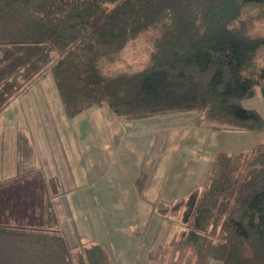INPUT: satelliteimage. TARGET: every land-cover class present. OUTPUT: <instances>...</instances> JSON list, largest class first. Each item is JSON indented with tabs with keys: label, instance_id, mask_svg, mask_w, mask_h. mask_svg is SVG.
<instances>
[{
	"label": "trees",
	"instance_id": "16d2710c",
	"mask_svg": "<svg viewBox=\"0 0 264 264\" xmlns=\"http://www.w3.org/2000/svg\"><path fill=\"white\" fill-rule=\"evenodd\" d=\"M251 7L264 10V0H0V112L48 70L68 119L102 106L123 123L190 112L214 131L264 139V117L244 106L257 87L264 98V34L244 16ZM151 29L144 70L95 75ZM48 184L45 226L0 224V264H114L101 245L73 251L44 229L60 188L55 177ZM183 224L164 248L174 263L264 264V141L251 158L217 154Z\"/></svg>",
	"mask_w": 264,
	"mask_h": 264
},
{
	"label": "rangeland",
	"instance_id": "374dc122",
	"mask_svg": "<svg viewBox=\"0 0 264 264\" xmlns=\"http://www.w3.org/2000/svg\"><path fill=\"white\" fill-rule=\"evenodd\" d=\"M244 16L254 18L255 33L264 34L263 9L248 8ZM155 33L140 34L117 60H102L95 75L144 70ZM256 91L244 106L264 117L260 87ZM23 131L22 138L31 139L30 131L41 137L36 151L28 150L25 139L19 147ZM263 141L250 132L214 131L190 112L123 123L102 106L68 119L53 75L45 70L0 112V224L45 226L48 183L55 177V224L44 229L62 233L73 251L101 245L114 264H172L176 258L164 248L184 230L191 197L202 193L217 154L251 158ZM34 162L41 173L29 169Z\"/></svg>",
	"mask_w": 264,
	"mask_h": 264
},
{
	"label": "crops",
	"instance_id": "0c3cea01",
	"mask_svg": "<svg viewBox=\"0 0 264 264\" xmlns=\"http://www.w3.org/2000/svg\"><path fill=\"white\" fill-rule=\"evenodd\" d=\"M256 94H257V91H256ZM256 97V96H255ZM93 110V109H92ZM29 134V133H28ZM30 134H32V137H31V139L30 138H22L24 135H27L24 131L23 132H20L19 133V147L21 148V146H20V141L21 140H23L24 141V139L25 140H27L28 142L26 143V142H23L24 143V145L26 146V147H29V151H31V150H33V152L34 151H36V146H37V144H38V141L39 140H41L42 141V139H41V137L40 136H36V135H34V134H36V133H31V131H30ZM31 149V150H30ZM5 150H7V149H4V155H5ZM21 151V150H20ZM29 169H32V170H36L37 171V173H41L39 170H40V165H38L36 162H34L32 165H31V167L29 168ZM27 170V169H26ZM53 178V177H52ZM2 193V191L0 192V195H2V196H4L3 194H1ZM2 207L3 208H1L0 207V210H5V207L2 205Z\"/></svg>",
	"mask_w": 264,
	"mask_h": 264
}]
</instances>
